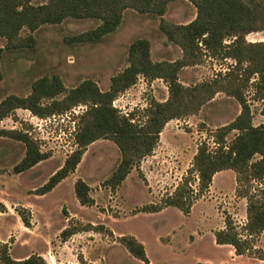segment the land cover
I'll return each mask as SVG.
<instances>
[{
	"label": "rangeland",
	"instance_id": "374dc122",
	"mask_svg": "<svg viewBox=\"0 0 264 264\" xmlns=\"http://www.w3.org/2000/svg\"><path fill=\"white\" fill-rule=\"evenodd\" d=\"M45 1L33 0L35 4ZM187 1L171 2L163 17L175 23L190 22L194 5ZM161 19L155 14L127 9L116 31L100 42L87 44H72L66 39L96 27L98 21L95 19L68 18L60 24L40 27L33 33L35 44L32 48L5 52L0 102L10 94L29 95L34 80L53 73L60 75L69 88L90 78L102 90H108L111 77L126 67L129 46L137 38L151 41L152 57L156 61L178 58L181 49L167 40L159 27ZM24 33L29 32L24 30ZM247 39L264 41V32L251 33ZM4 45L5 39L0 37V47ZM233 62L207 56L203 63L182 69L180 80L189 86L212 79L228 71ZM252 93L250 89L249 97ZM168 94V86L162 79L146 85L138 81L130 90L121 93L115 104L125 115L142 111L154 99L164 101ZM250 102L253 123L260 125L264 122V101L250 99ZM240 111L237 99L218 93L199 113L171 120L165 132L173 135L174 143L164 141L163 137L157 156L145 157L140 167H135L115 190L104 182L119 163L121 152L112 140L99 139L87 147L74 173L52 191L39 195L37 189L77 148L75 137L84 112L70 110L40 118L30 110L16 109L12 116L3 119L1 126L27 130L49 158L32 169L15 174L13 168L24 157L25 145L0 138V242L8 243L15 259L38 254L50 264H145L132 256L119 240L120 236L133 235L144 244L152 264H195L197 259L204 263L211 259L215 264L227 259L231 263L234 259L230 249L227 245L216 244L214 232L224 226L225 212L239 225L247 220L246 202L235 197L233 170L222 171L217 176L213 192L206 191L195 202L190 214L173 206L159 212L138 211L160 203L172 193L187 175L200 143L207 141L214 147L213 132L230 123ZM235 133L231 132L228 139ZM78 179L90 185L94 205L80 204L75 193ZM22 207L30 210V228L24 225L17 211ZM89 224L96 225L97 229L76 233L66 240L62 236L66 227ZM258 245L264 249V232ZM241 261L264 264L248 258Z\"/></svg>",
	"mask_w": 264,
	"mask_h": 264
},
{
	"label": "trees",
	"instance_id": "16d2710c",
	"mask_svg": "<svg viewBox=\"0 0 264 264\" xmlns=\"http://www.w3.org/2000/svg\"><path fill=\"white\" fill-rule=\"evenodd\" d=\"M173 1L176 0H46L35 4L33 0H0V37L5 39V45L0 47V81L6 51L32 48L36 30L44 25L60 24L68 18L98 21L96 27L66 39L72 44H87L100 42L116 31L127 9L155 14L162 17L159 27L167 40L181 49V56L176 60L156 61L152 57L151 41L135 39L128 49L126 67L111 77L108 90H102L90 78L69 88L60 75L45 74L32 82L29 95L10 94L1 100L0 138L24 143L25 155L14 166L13 172L27 171L48 159L49 154L42 151L27 130L2 127L3 119L12 116L18 108L30 110L40 118H49L86 104L88 108L80 116L75 137L77 148L36 194L52 191L74 173L87 147L99 139L112 140L121 152L119 163L104 182L105 186L115 190L135 167H140L145 157L153 154L168 122L199 113L218 93L234 97L241 105V111L230 123L213 132L215 146L201 142L187 175L175 190L160 203L147 205L138 212H159L173 206L190 214L195 202L209 190L214 175L233 170L236 196L247 200V220L239 225L230 213L225 212L223 228L214 232L215 241L219 245L233 246L237 255L264 260V249L258 245L264 232V122L253 123L250 102V99L264 101V41L247 39L251 33L264 32V0H188L196 8V17L188 23H175L163 17ZM207 56L234 62L228 71L212 79L184 85L180 80L181 70L203 63ZM140 76L149 82L165 81L168 98L164 101L154 99L142 111L124 115L114 106V101L135 85ZM250 89L251 97L248 95ZM233 131H236L235 135L228 139ZM90 192L91 187L86 181H76L75 193L81 205L95 204ZM17 211L24 225L32 227L30 210L22 207ZM93 229H97L96 225L69 226L62 236L66 240L76 233ZM119 240L132 256L151 264L144 244L135 236L123 235ZM0 264L50 263L38 254L15 259L8 243L0 242Z\"/></svg>",
	"mask_w": 264,
	"mask_h": 264
},
{
	"label": "crops",
	"instance_id": "0c3cea01",
	"mask_svg": "<svg viewBox=\"0 0 264 264\" xmlns=\"http://www.w3.org/2000/svg\"><path fill=\"white\" fill-rule=\"evenodd\" d=\"M185 1H187V0H185ZM187 2H189V1H187ZM192 12H193V17H192V19H191V21L196 17V8H195V6H194V8L192 9ZM189 22V21H188ZM188 22H186V23H188ZM181 56V55H180ZM179 56V57H180ZM178 57V58H179ZM177 58H175V59H171L170 61H173V60H176ZM156 80H160V79H156ZM156 80H154V81H152V82H149L148 80L146 81V83H148L149 82V84H153ZM139 82H140V80H139ZM146 85V84H145ZM134 86V85H133ZM132 88V87H131ZM129 90H130V88H129ZM166 99V98H165ZM168 124L169 123H167V125L165 126V128H164V130L161 132V134H160V141H159V144H158V146H157V148H155V150H154V152H153V154H151V157H156L157 156V151L161 148V143L163 142V137L165 138L164 139V141H168L169 143H174V140H173V135L171 134V133H166L165 132V129L167 128V126H168ZM196 152H197V149H196V151H195V153L194 154H196ZM42 162V161H41ZM40 162V163H41ZM39 164V163H38ZM37 164V165H38ZM36 166V165H35ZM34 166V167H35ZM78 168V167H77ZM32 169V168H31ZM223 171H226V170H223ZM222 171H220V172H217L215 175H214V178H213V182H212V184H211V186H210V188H209V190L207 191V193H212L213 192V189H214V181H215V179L217 178V176L221 173ZM149 176V175H148ZM151 176V175H150ZM66 179V178H65ZM180 179V178H179ZM178 179V180H179ZM149 180L151 181V179L149 178ZM178 180H177V183H178ZM149 186V185H148ZM236 191V187L234 188V192ZM235 197L236 198H238V199H241L240 200V202H246V206H247V200L245 199V198H239V197H237L236 196V194H235ZM6 208V207H5ZM0 212H2V210L0 211ZM6 213V212H5ZM221 228V227H220ZM223 228V227H222ZM1 238V237H0ZM216 242V241H215ZM217 244V243H216ZM228 246V248L230 249V253H231V258H233L234 260H232L231 261V263L229 262L228 263V261H227V259L226 260H221L220 261V264H244V262H242L241 260H242V258H248V259H254V260H259V259H255V258H250V257H247V256H241V255H237L236 253H235V249H234V247L233 246H231V245H227ZM200 261H202V259H197L196 260V262H195V264H198ZM206 262H209L210 264H215L211 259H207V260H205ZM260 261H263L264 262V260H260ZM152 264V263H151Z\"/></svg>",
	"mask_w": 264,
	"mask_h": 264
},
{
	"label": "built area",
	"instance_id": "2783aa9c",
	"mask_svg": "<svg viewBox=\"0 0 264 264\" xmlns=\"http://www.w3.org/2000/svg\"><path fill=\"white\" fill-rule=\"evenodd\" d=\"M139 80H140V82H142L143 84H146V79L143 77V76H140L139 77ZM138 80V81H139ZM116 101H117V99L114 101V106L115 107H117L116 106ZM87 108H88V105H86V104H81V105H79V106H76V107H74L72 110L75 112V113H78V111L80 112L81 111V113L82 112H85L86 110H87ZM118 108V107H117ZM129 113H125V115H128Z\"/></svg>",
	"mask_w": 264,
	"mask_h": 264
}]
</instances>
